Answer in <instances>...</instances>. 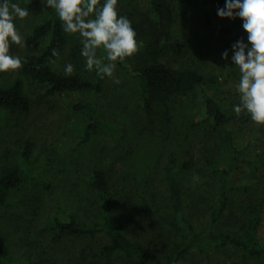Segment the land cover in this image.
I'll list each match as a JSON object with an SVG mask.
<instances>
[{
  "label": "trees",
  "instance_id": "1",
  "mask_svg": "<svg viewBox=\"0 0 264 264\" xmlns=\"http://www.w3.org/2000/svg\"><path fill=\"white\" fill-rule=\"evenodd\" d=\"M124 1L117 12L131 21L138 51L117 62V71L137 77L142 85L140 115L137 120L129 118L126 130L146 133L143 149L161 139L157 154L143 159L148 170L134 174L130 183L129 176L121 179L95 164L84 173V208L73 202V208L62 211L64 216L51 213L41 225L52 257L37 252L13 263L7 239L0 234V264H183L190 255L216 249L227 256L224 264H264V126L254 125L246 113L234 112L239 105L237 83L222 86L207 62L209 47L215 45L194 42L187 14L197 6L207 28L205 38L215 42L222 36L228 52L224 71L237 69L232 45L239 40L248 44L243 21L224 19L215 24L220 0ZM14 2L39 22L25 37V46L15 49L22 60L16 77L0 73L2 208L12 207L14 193L27 184L50 191L51 176L62 171L55 158L40 163L30 138L18 150L6 145L8 126L18 127L33 111L34 86L43 99L92 96L70 105L82 131L79 145H90L115 128L102 119L99 109L107 77L83 68L80 37L65 33L55 10L42 7L40 0ZM53 50L59 55L53 56ZM98 53L105 63L103 50ZM65 56L73 65L71 76L57 66ZM170 138L173 149L166 156ZM126 140L133 141L130 136ZM134 146L135 153L141 150L142 145ZM164 156L166 161L160 159ZM26 217L35 220L33 214ZM140 217L146 233L130 237V224Z\"/></svg>",
  "mask_w": 264,
  "mask_h": 264
},
{
  "label": "rangeland",
  "instance_id": "2",
  "mask_svg": "<svg viewBox=\"0 0 264 264\" xmlns=\"http://www.w3.org/2000/svg\"><path fill=\"white\" fill-rule=\"evenodd\" d=\"M122 3L125 4V1L117 0L116 7H121ZM224 7H226L224 0H220L215 5L217 10L224 9ZM201 12L202 10L195 6L187 14L188 25L195 36L194 42L207 47L211 43L215 45V48L209 47L211 54L207 62L210 69L216 70L220 76L222 86L232 87L236 83L237 86L240 79L239 70L234 71L230 67L224 71V59L222 58L224 41L220 34L215 37V42L205 38L207 28L203 23L204 19ZM224 19L228 20L227 18ZM224 19L215 18V24L221 23ZM238 19L236 18V21ZM38 22L39 19L28 16L23 21L17 19L15 26L25 39ZM235 29L238 32V28ZM71 35L77 37L78 34ZM244 35L247 39L246 32ZM16 47L17 45H12L10 48V54L13 56L21 54L20 50H15ZM219 48L220 52H218ZM66 56L57 61L58 67L65 68L66 65L70 64L69 58ZM98 58H100V53H98ZM83 68L86 69V62ZM9 75L13 79L16 77V72H9ZM114 77L120 83L116 84L113 78L107 77L106 88L98 101L102 119L106 123L115 126V128L97 137L90 145H79L82 139V131L78 127L77 118L70 108L73 102L92 100L93 98L90 95L71 94L43 99L41 90L34 86L31 89L33 94L31 95L35 102L33 111L28 117L22 119L23 121L18 127L8 126L6 145L18 150L25 142L24 140L30 138L35 142V153L40 158L41 164H44L47 158H55L59 160L62 167L61 172L51 176L53 188L50 191L44 190L40 184H35V186L34 184H27L14 193V207H0V234L7 239L13 263H21L26 257L33 256L37 252L52 257L51 246L48 245L47 239H45L47 237L44 236V238L41 235V225L47 219L46 215L51 213H59L64 216L62 211L67 212L73 208V202H77L76 208H84L85 202L83 199L86 195V189L84 188L83 178L88 169L95 167V164H99L101 168L109 169L113 175L121 179L129 176L130 183L134 182L131 180L134 174L141 175L148 170V166L145 167L143 159H153V155L157 154V152L155 153V147L160 146L161 139L153 142V148L143 149L145 143L143 138L146 137V133L136 135L131 132L132 130L129 132L126 130L129 118L132 117L137 120L140 115L141 80L123 72L119 73L117 67ZM124 130L127 133H124ZM126 134L133 141L128 142ZM173 142L174 139L170 138L165 144L167 148L166 156L172 151ZM134 144L142 145L141 150L135 153ZM4 147V143L0 145V152H5ZM178 152L183 154V150L178 149ZM166 156L160 159L164 160ZM195 180L197 181V178ZM132 187L135 188L133 185ZM129 189L131 190V186ZM29 214L35 216L34 221L26 217ZM143 217L148 216L145 214ZM143 217H140L138 222L135 221L133 225L130 224V237L141 236L142 232L146 233ZM261 233L264 235V222ZM190 257L183 264H224L227 259L224 251L218 249L204 255L196 253L190 255Z\"/></svg>",
  "mask_w": 264,
  "mask_h": 264
},
{
  "label": "clouds",
  "instance_id": "3",
  "mask_svg": "<svg viewBox=\"0 0 264 264\" xmlns=\"http://www.w3.org/2000/svg\"><path fill=\"white\" fill-rule=\"evenodd\" d=\"M42 7L54 9L67 34H78L82 44L81 55L86 70L95 69L101 78H113L117 62L123 63L138 51L136 32L131 21L118 15L117 0H40ZM220 18H239L247 33L248 44L243 40L232 45V64L239 70L237 85L239 105L234 112L246 113L256 126H264V0H226V8L218 9ZM29 11L14 0H0V73L16 72L22 60L10 54L12 45L25 46L24 38L17 31L15 21H23ZM250 45V47H249ZM103 50L105 63L98 58ZM53 56H58L56 50ZM228 60V52L222 53ZM54 63V61H53ZM73 65L65 67L71 76Z\"/></svg>",
  "mask_w": 264,
  "mask_h": 264
}]
</instances>
